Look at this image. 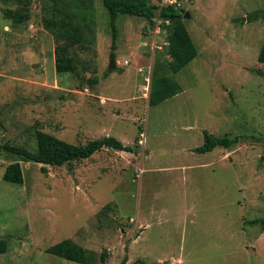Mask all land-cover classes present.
<instances>
[{"label": "rangeland", "instance_id": "rangeland-1", "mask_svg": "<svg viewBox=\"0 0 264 264\" xmlns=\"http://www.w3.org/2000/svg\"><path fill=\"white\" fill-rule=\"evenodd\" d=\"M49 3L0 0V145L36 151L40 130L78 145L114 136L136 151L45 171L1 151L0 239L9 250L0 264H82L53 251L64 240L94 251L96 264H264V223L248 224L264 219V19L249 20L264 0H189L184 22L198 56L174 75L181 93L156 106L151 77L169 58L168 32L120 15L109 71L102 1L87 48L54 38ZM63 53L75 58L74 73H56ZM204 131L240 142L193 152ZM16 162L22 185L3 180Z\"/></svg>", "mask_w": 264, "mask_h": 264}, {"label": "trees", "instance_id": "trees-1", "mask_svg": "<svg viewBox=\"0 0 264 264\" xmlns=\"http://www.w3.org/2000/svg\"><path fill=\"white\" fill-rule=\"evenodd\" d=\"M97 0H50L49 9L53 13V20H48L46 27L54 33L56 40L65 41L70 45H78L87 48V44L95 42V29L91 27V18L94 19ZM103 6L109 12V25L112 30V53L111 59L117 60L115 50L117 48L118 28L117 20L120 15H129L139 18H145L153 25L156 7L152 5L151 0H101ZM62 4L61 6L59 4ZM185 8L181 11L173 9H164L161 13L163 19H168L171 25L168 30L167 60H157L150 84L149 105L156 106L162 102L177 96L182 88L175 80L174 75L179 73L184 67L192 62L198 56V49L189 34L184 22ZM8 15H11L8 12ZM91 15V17H89ZM264 19V12H256L249 17V20L255 21ZM258 61L264 64V42L261 46ZM56 73L58 75L74 73L76 71V60L73 56L59 54L55 59ZM94 79L92 84H96ZM203 145L194 149V152L205 154L221 147L231 149L240 142L239 137L232 138L230 135L216 136L208 131L203 132ZM37 150L31 151L23 146H12L8 143L0 145V152L5 151L15 155L27 162L46 166H64L70 165L76 161H82L92 158L96 153L104 149L121 151L134 154L135 147L126 146L115 137L109 136L102 139H96L88 142L86 145H78L64 141L55 135L44 131L36 132ZM3 180L6 183L22 185L24 183V173L19 162L8 165L3 174ZM264 219H254L249 221V225H260ZM9 245L6 240L0 239V254H6ZM53 251L59 256L68 260L82 264H96L98 255L94 251L85 250L72 240H64L53 248ZM101 263H105L108 256L103 253L100 257ZM128 258L125 257L121 264H127ZM130 264H146L142 260H137Z\"/></svg>", "mask_w": 264, "mask_h": 264}, {"label": "built area", "instance_id": "built-area-1", "mask_svg": "<svg viewBox=\"0 0 264 264\" xmlns=\"http://www.w3.org/2000/svg\"><path fill=\"white\" fill-rule=\"evenodd\" d=\"M188 2L189 0H151L152 5L156 7V11L150 31L157 35L167 33L171 22L161 17L162 11L164 9H173L177 12L181 11Z\"/></svg>", "mask_w": 264, "mask_h": 264}, {"label": "water", "instance_id": "water-1", "mask_svg": "<svg viewBox=\"0 0 264 264\" xmlns=\"http://www.w3.org/2000/svg\"><path fill=\"white\" fill-rule=\"evenodd\" d=\"M184 18L185 19L189 18V14L187 13ZM115 68H116V61L115 60H112L109 71L114 70Z\"/></svg>", "mask_w": 264, "mask_h": 264}, {"label": "crops", "instance_id": "crops-1", "mask_svg": "<svg viewBox=\"0 0 264 264\" xmlns=\"http://www.w3.org/2000/svg\"><path fill=\"white\" fill-rule=\"evenodd\" d=\"M104 137H109V136H104ZM112 137H114V136H112ZM116 138V137H115ZM117 139V138H116ZM119 140V139H118ZM119 141H121V140H119ZM122 142V141H121ZM123 143V142H122ZM125 145V144H124ZM104 150H110V149H104ZM103 150V151H104ZM115 151V150H114ZM100 152H102V151H100ZM100 152H98V153H100ZM119 152H121V151H119ZM194 152V151H193ZM126 153V152H125ZM97 154V153H96ZM130 154V153H129ZM91 159V158H90ZM88 160V159H87Z\"/></svg>", "mask_w": 264, "mask_h": 264}]
</instances>
